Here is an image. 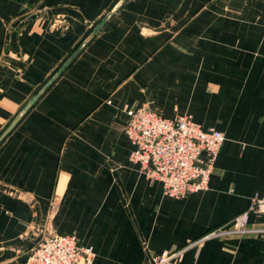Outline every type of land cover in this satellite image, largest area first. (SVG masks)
<instances>
[{"label":"crops","instance_id":"0c3cea01","mask_svg":"<svg viewBox=\"0 0 264 264\" xmlns=\"http://www.w3.org/2000/svg\"><path fill=\"white\" fill-rule=\"evenodd\" d=\"M142 104L224 132L206 189L168 196L131 160ZM257 193L264 0H0V264L48 230L75 233L93 264H149ZM179 264H264V233L207 239Z\"/></svg>","mask_w":264,"mask_h":264},{"label":"built area","instance_id":"2783aa9c","mask_svg":"<svg viewBox=\"0 0 264 264\" xmlns=\"http://www.w3.org/2000/svg\"><path fill=\"white\" fill-rule=\"evenodd\" d=\"M126 134L134 144L132 160L152 182L161 181L164 193L182 198L208 187L215 161L225 141L223 131L205 129L191 114L163 116L150 105L128 109ZM264 213V194H254L246 209L208 230L188 244L154 254L149 264H179L185 251L207 239L264 233L250 225V215ZM95 252L75 233L48 230L33 245L23 264H93Z\"/></svg>","mask_w":264,"mask_h":264},{"label":"water","instance_id":"95a60500","mask_svg":"<svg viewBox=\"0 0 264 264\" xmlns=\"http://www.w3.org/2000/svg\"><path fill=\"white\" fill-rule=\"evenodd\" d=\"M113 11L114 10H112L111 12H110V14H108V16H106V18H108L109 17V15H111L112 13H113ZM105 18V19H106ZM100 28V25L95 29V31H97L98 29ZM77 51H79V50H77ZM77 53V52H76ZM76 53L71 57V59L66 63V64H68L71 60H72V58L76 55ZM65 64V65H66ZM61 71V70H60ZM60 71L54 76V77H57L58 76V74L60 73ZM41 93V92H40ZM40 93L34 98V100L32 101V103L39 97V95H40ZM31 105V104H30Z\"/></svg>","mask_w":264,"mask_h":264},{"label":"rangeland","instance_id":"374dc122","mask_svg":"<svg viewBox=\"0 0 264 264\" xmlns=\"http://www.w3.org/2000/svg\"><path fill=\"white\" fill-rule=\"evenodd\" d=\"M125 132H126V131H125ZM131 153H132V152H131ZM131 160H132V158H131ZM132 161H133V160H132ZM133 162H134V161H133ZM136 164H137V163H136ZM246 208H247V207H246ZM246 208H245V209H246ZM250 216H251V215H250ZM249 220H250V218H249ZM38 235H39V234H38ZM40 237H41V235H40V236H37L36 238L39 239ZM183 246H184V245H183ZM150 260H151V259H150ZM149 262H150V261H149Z\"/></svg>","mask_w":264,"mask_h":264}]
</instances>
